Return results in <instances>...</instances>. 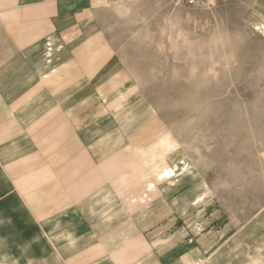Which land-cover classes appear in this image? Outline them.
I'll return each instance as SVG.
<instances>
[{
	"label": "rangeland",
	"instance_id": "1",
	"mask_svg": "<svg viewBox=\"0 0 264 264\" xmlns=\"http://www.w3.org/2000/svg\"><path fill=\"white\" fill-rule=\"evenodd\" d=\"M98 4L29 46L0 10L42 72L0 88V264H264V0Z\"/></svg>",
	"mask_w": 264,
	"mask_h": 264
},
{
	"label": "crops",
	"instance_id": "2",
	"mask_svg": "<svg viewBox=\"0 0 264 264\" xmlns=\"http://www.w3.org/2000/svg\"><path fill=\"white\" fill-rule=\"evenodd\" d=\"M98 2L100 0H25L21 1L18 5H14L11 8H4L0 9L2 14H8L11 13V19L13 20V25L11 27L12 30H15L16 32L8 38V41L3 43L4 45H18V46H25V45H34L35 43L38 44L43 40V38L46 35H51L53 31L57 30H72V29H79L80 25L84 23V20L87 21L90 15H93L95 12V9L99 7ZM6 9V10H5ZM4 22V26H5ZM82 28V27H80ZM3 54V53H2ZM4 55V54H3ZM5 56V55H4ZM14 58H5L7 60L6 69L2 67V70H0V88H4L3 92H7L11 86H15V79L18 78L20 81L24 78H31L34 77L33 75L36 74L37 76L42 73L41 70L35 68V60L37 62H41L40 59H37L36 57H32V59H28L27 62L25 60L20 59V55L14 54ZM31 57V56H30ZM22 60V61H21ZM31 61V64H30ZM20 63V64H18ZM61 67V66H60ZM30 68L33 69V71H30ZM59 68V70L55 73L50 74L49 77L52 76L53 80L56 78V74H61L62 70L64 72V69ZM63 77V78H61ZM76 77V76H75ZM9 78H12L9 79ZM22 78V79H21ZM59 81L61 83L58 87V85L54 86L57 88L56 91H53V87L51 85L45 87L43 91H46L49 89V94H52V92H58V90L66 88L67 85L64 83L67 81L68 75L64 74L63 76L60 75ZM12 81V84L9 85L7 82ZM35 80V77H34ZM19 81V82H20ZM63 85V86H62ZM24 86V85H23ZM40 90V87L34 86V91L36 92ZM42 91V90H41ZM21 92H28L26 89L21 90ZM66 92V90H64ZM20 93V92H19ZM12 102H8L10 105ZM6 102L3 103V106L0 107L2 110H9L16 107V104L14 103L9 106ZM40 104V103H39ZM45 107L49 108L52 113H55V119H51L47 122H51L55 120L56 122H59L57 118H61L63 115L62 111L64 109H67L64 106V103L61 101L60 103H54V101L51 100V96H49L48 101L44 102ZM53 105H59L58 108L52 107ZM36 107H32V110ZM53 109V110H52ZM27 111V112H26ZM30 111V112H29ZM29 113V114H28ZM28 114V115H26ZM33 114L31 112L30 108H26L24 113H22L23 119L25 120H32L31 117ZM15 119H19L14 117ZM11 118V123H15ZM35 118L33 119L34 124ZM45 121V120H44ZM5 128L8 130L7 126L5 125ZM27 131V134L23 133V130H19V127L15 130V127L13 124L10 125V133L7 132L5 136L0 135V140L8 141L12 140V142H15L16 145L14 146L15 149L20 150V145L17 143L19 142V139L24 140L27 139V135L32 133V130ZM3 131V130H2ZM1 131V132H2ZM30 131V132H29ZM29 132V133H28ZM16 135L18 138L16 139ZM11 136V138L7 137ZM172 170H167L166 173L168 174Z\"/></svg>",
	"mask_w": 264,
	"mask_h": 264
},
{
	"label": "built area",
	"instance_id": "3",
	"mask_svg": "<svg viewBox=\"0 0 264 264\" xmlns=\"http://www.w3.org/2000/svg\"><path fill=\"white\" fill-rule=\"evenodd\" d=\"M220 1L221 0H176V3L186 5L187 7H203L214 6L217 2Z\"/></svg>",
	"mask_w": 264,
	"mask_h": 264
}]
</instances>
